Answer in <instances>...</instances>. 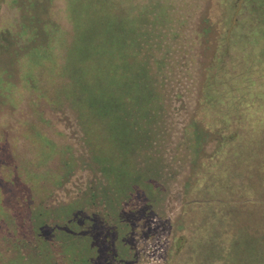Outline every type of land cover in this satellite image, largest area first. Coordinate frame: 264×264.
<instances>
[{
    "label": "rangeland",
    "instance_id": "1",
    "mask_svg": "<svg viewBox=\"0 0 264 264\" xmlns=\"http://www.w3.org/2000/svg\"><path fill=\"white\" fill-rule=\"evenodd\" d=\"M141 1L0 0V264H264V239L258 240L264 235V191L254 185L260 161L229 179L228 186L239 191L226 210L231 215L226 220L237 219L231 235L215 216L223 213V194L216 188L221 177L213 178L207 191L204 186L188 192L186 186L194 179L196 153L210 154L215 145L201 148L197 127L187 128L196 112L199 70L209 59L208 47L237 45L245 61L256 63L245 74H258L264 66V0H157L163 55L157 59L171 70L167 87L161 83L166 118L161 128L171 138L159 172L157 151L145 158L144 177L154 182V191L133 188L126 201L115 189L96 187L90 197V172L80 170L52 186L57 178L46 171L57 162H38L41 155L47 157L39 139L44 134L56 150L70 148L74 156L85 150L74 112L48 104L57 89L62 94L60 84L74 77L67 43L72 29L90 34L97 25L92 17L99 24L102 17L140 9ZM236 27L237 42L231 34ZM212 31L217 40L207 41ZM251 32L261 45L240 48L242 35ZM80 36L74 48L83 45ZM94 126L88 127L91 141ZM254 127L249 126L251 132ZM195 201L212 204L193 208ZM253 216L261 228L253 226Z\"/></svg>",
    "mask_w": 264,
    "mask_h": 264
},
{
    "label": "trees",
    "instance_id": "2",
    "mask_svg": "<svg viewBox=\"0 0 264 264\" xmlns=\"http://www.w3.org/2000/svg\"><path fill=\"white\" fill-rule=\"evenodd\" d=\"M137 7L140 9L129 14L116 17L113 14L109 19L102 17L99 24L92 17L97 25L95 29L91 28L90 34L85 29L77 34L78 31L73 28L69 35L68 58L73 63L74 77L73 80L66 78L70 81L65 79L60 84L59 91L63 96L57 95V89L48 104L64 105L74 112L83 134L85 150L82 152L84 154L74 156L69 153L70 148L56 150L58 145L52 144L47 135L39 138L47 157L41 155L38 162L41 165L49 161L51 164L57 162L49 165L46 171L57 178L50 183L52 186L82 170L91 174L88 183L92 189L90 197L95 196L92 191L96 187L101 190L115 189L121 195L120 199L124 196L126 201L132 197L133 188L148 192L155 189L154 182L149 183L144 177L147 168L145 158L157 151V171H160L163 153L171 138L161 128L166 121L161 112L165 103L161 83L167 87V74L171 70L157 59L158 56L163 57L157 37V0L141 1ZM229 18L231 16L226 14L225 22ZM236 33L237 27L231 33L233 37L236 36L237 42ZM78 35H82L79 40L83 45L74 48ZM209 39L217 40L215 32L212 31L207 41ZM242 39L244 42L240 48L243 49L249 47L247 44L250 43L251 46L261 45L252 32L242 35ZM219 47L215 42L210 45L209 59L201 64L196 112L187 126L188 129L197 127L194 135L201 148L212 142L215 145L210 154L196 153L198 155L193 165L196 172L190 175L194 179L186 186L188 192L201 191L204 186L203 190L207 191L209 184L215 182L213 178L221 177L216 188L223 194L220 207L223 213H216L215 216L228 229L227 235H231L237 219L226 220V216H231L226 214V210L228 202L239 192L228 186L232 174L249 172L254 162L260 161L254 185L257 188L261 184L264 191V128H261L264 123V66L259 67L258 74L248 76L246 69L255 68L256 63L245 61V55L237 51V45L231 50H227V47L219 50ZM161 75L166 79L163 80ZM41 117L38 116L37 120L44 121ZM92 122L95 126L91 141V128L88 127ZM253 124L255 127L251 132L249 126ZM183 132L185 137L188 133L186 128ZM156 143L157 150H154ZM54 155L57 158L51 159ZM92 173H99L101 177L96 180ZM244 179L247 180V177ZM212 202L195 201L193 204L187 203V206L192 204L193 208H197V203L206 205ZM251 208L261 209L258 205ZM254 218L253 226L261 228ZM262 239L264 235L258 240Z\"/></svg>",
    "mask_w": 264,
    "mask_h": 264
}]
</instances>
